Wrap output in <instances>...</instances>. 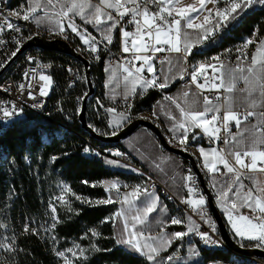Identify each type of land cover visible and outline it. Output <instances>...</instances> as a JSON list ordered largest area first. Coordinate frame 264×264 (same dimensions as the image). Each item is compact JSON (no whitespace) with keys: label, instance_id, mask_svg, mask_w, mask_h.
Wrapping results in <instances>:
<instances>
[{"label":"trees","instance_id":"1","mask_svg":"<svg viewBox=\"0 0 264 264\" xmlns=\"http://www.w3.org/2000/svg\"><path fill=\"white\" fill-rule=\"evenodd\" d=\"M262 19L264 0L242 13L235 22L228 23L221 35L216 32L202 41L204 45L199 50L197 44L193 45L190 59L194 62L213 54H217L219 59L235 56L237 47L252 35ZM79 24L89 28L87 23ZM33 28L32 33H41L44 37L42 31H34ZM214 36H217L216 41L210 42ZM63 38L89 60L93 91L86 100V122L98 133H111L102 110V105L107 104L102 94V65L106 51L101 50L97 56L99 58L94 59L87 49L78 47L80 42L77 38ZM115 44L114 30L112 43L108 45L112 49ZM40 50L50 53L45 49ZM85 90L84 76L66 90L62 75L53 72L46 113L12 122L0 131V243H8L7 238L15 239L14 251L0 248V264H60L57 252H62L70 239L78 237L89 227L96 228L98 232L94 240L95 248L74 260L73 264H148L130 246L116 243L111 220L116 202L97 203L107 195L100 180L123 173L108 167L103 158L111 153L110 149L115 158V151H122L113 147L117 141L96 139L80 126L77 111ZM132 95L130 105L123 106L129 119L142 114L150 116V105L161 94L148 87ZM109 104L117 105L116 101ZM90 145L104 148L103 156L99 158L90 153ZM85 149L88 151L85 152ZM53 157L56 159L53 160ZM59 186L67 189L66 198L54 202L55 212H51L47 203ZM242 210L246 215H251L249 210ZM25 225L29 226L30 231H24ZM31 229H35L36 233L33 234ZM188 237L200 247L201 257L196 264L209 261L231 263V250L207 249ZM241 243L246 246L253 240H242ZM171 249L172 245L163 253H169Z\"/></svg>","mask_w":264,"mask_h":264},{"label":"snow or ice","instance_id":"2","mask_svg":"<svg viewBox=\"0 0 264 264\" xmlns=\"http://www.w3.org/2000/svg\"><path fill=\"white\" fill-rule=\"evenodd\" d=\"M58 2V0H57ZM199 8L194 7L193 5H188L187 7H177L176 5L179 3V0H99L98 4H92L90 0H66V2L61 6V10L56 15L60 17L57 21V26L59 27L60 33H64L67 29H71L73 33L80 37V40L84 45L88 47V49L92 53H96L98 51V43L97 37L93 36L88 32L86 28L81 30L75 22L73 21V16H80L81 19L85 21V23H94L95 26L100 29V26L104 27L101 31L104 33L102 39L106 40L107 43H112V35L113 30L119 27V31L122 34L123 38V47L122 51L128 53L130 51L135 50V52L148 51L150 48L149 40L153 37V30H155V40L156 45L161 43L171 45V37L174 34L177 39L181 35L182 28L188 29H197L202 30L203 35L198 37V42H202L207 40L211 36L215 35L216 32L220 31L224 27L228 25L231 21L238 20L242 13H244L248 8L253 6L258 0H224L225 7L219 8L217 7L213 12L212 9H207L206 5L211 3L213 5H217L219 0H198ZM48 6H55L53 0H47ZM148 5H156L158 6V11H150ZM38 10H43L41 3L39 0H34V5L30 6L28 11L24 12L21 16L19 12H12L11 16H20L24 21H29L30 19H35L38 24L42 22V19L39 15H35ZM112 10V11H108ZM113 11L115 12V16L113 15ZM207 12V15L203 16L202 23H193L194 20L198 19L201 12ZM167 14L166 16L164 14ZM175 14V15H174ZM195 14V15H193ZM118 17V18H117ZM125 17H130L128 20L129 24L136 25V35L139 36L140 40L143 41V44L140 47H137L139 41L133 37V34L126 30L122 26V22ZM178 17V19H177ZM67 20V28L65 27L63 21ZM141 21L143 23H141ZM166 25L167 28L162 26ZM175 26V27H174ZM9 30L20 32V28L17 27L8 17L0 15V31H3L4 28ZM164 34L167 38L161 40V34ZM131 38V39H129ZM28 39H32V37H28ZM19 43V41H18ZM129 43L131 47H129ZM253 43L251 39L245 42V47L248 44ZM261 47H264V40L260 41ZM151 50L153 52H162V51H170L176 53H182L187 56L191 55V51L187 45L182 49L179 46V43L175 45H171L167 49L152 46ZM20 51L18 47L15 51L11 53V57L17 55ZM99 58V57H97ZM135 60L143 59L145 64H148L150 60L149 56L140 55L134 56ZM217 59V58H214ZM239 59V58H238ZM33 58H29V61L32 62ZM7 61H5L6 63ZM4 64L0 63V67H3ZM47 65H40L37 63V68H46ZM206 65L201 64L198 69L194 68L192 71V82L196 83L197 81V71H202ZM221 67L223 65L221 64ZM37 68L32 69V72L35 73ZM71 71V69H69ZM124 71L128 73V76H132V70L130 68L125 67ZM135 71L138 73L141 71V68H135ZM148 71H152L151 65L148 66ZM230 72L233 70H229ZM235 71H239L244 73L245 71L250 75H245L243 78L246 83H249L251 80H255V83L261 89V95L264 96V58H262L259 62L257 61L256 55L253 54L251 57V66L247 69L238 66ZM25 77H29L30 73L25 72ZM183 76H181V79ZM258 78V79H257ZM127 79V77H126ZM38 80L43 82L39 86V95L45 96L47 95V87L51 85L52 79L49 75L40 72L38 74ZM235 76H231L227 83L224 80H221V84L216 85L213 84L214 88H224L228 93H232L235 88L234 81ZM31 83L27 85V87H31ZM145 87H159L166 88L168 86L167 82L158 83L156 80L144 81ZM198 88H203L204 85L196 83ZM19 89H24L26 85L20 84ZM7 90V89H0ZM135 91V88L132 89ZM242 91H247V96L244 98L248 103L249 108H255L257 106L256 100L252 95V92L245 89ZM185 96L188 93L184 94ZM29 98L35 99L31 92L28 93ZM219 99V98H218ZM204 109L203 110H188L185 111L184 108L180 107L177 104V107L180 108V112L182 117H185L187 122L181 121L175 127L178 129H183V135L179 137L181 144H186L188 140V131L190 128H200L203 130L205 134H207L210 138L220 139L219 133L221 128L224 131H228V126L230 123H234L237 128L241 125V123L245 120H248L249 117H253L256 113L252 110H245L244 113H240L236 110V108L241 107L240 104L234 106L233 100L231 97H225L224 102L222 104L213 105L208 97H204ZM264 106V105H262ZM108 112H114L115 109H107ZM0 112H3L5 117H11L15 115L14 111L5 110L0 108ZM212 113L211 116L208 114ZM120 119H126L123 114H120ZM172 129H170L171 131ZM115 135V132L113 133ZM252 139L249 143L244 144L243 141H237V145L240 146L242 150H237L236 148H232L225 152L224 149H212V153L215 155L216 159L223 167L227 170V173H235L236 168L230 165L229 159L227 156H231L235 165H239L241 168L246 169L249 172L260 171L264 172V125H253L252 127ZM195 135H193L192 139H195ZM225 144H230V141L225 139ZM88 149H85L87 152ZM201 154H204V149H199ZM114 155H121V153L117 152ZM246 158L251 159V163H246ZM56 157H53L55 160ZM259 159V162H258ZM109 163H115L114 161H109ZM204 167L208 169L209 172L216 173L219 172L220 169L212 164L210 166L207 158L205 159ZM186 179L190 182V184H186L188 190V198H182V203H187L193 207V210L196 211L199 209L198 214L203 219L206 215L202 206L205 205L206 201L204 196L199 195L197 197V188L195 187V183L192 180L191 176L186 177ZM215 187V185H213ZM127 187V185H125ZM243 185L240 184V176L237 174L232 182H225V185L222 186L221 190L218 192V203H221L224 206L230 205L231 209L238 211V204L233 197H238L239 190ZM115 189L117 192L120 191V188L117 182H109L108 186L105 188V191H111ZM67 190V189H65ZM143 195H145L146 202L141 212L132 216V220L135 223L143 224L144 220L148 218L149 214L157 211V202L158 197L156 199H152L151 194H149L148 189H143ZM129 196L136 197L137 199L141 196V187L136 186L132 192L125 194L123 203H130ZM196 197V198H193ZM62 199V197H61ZM80 199V197H77ZM241 205L243 207H247L250 210L251 215L240 214L238 219L243 221V225L238 227L233 219V215L225 209V214L228 215L229 222L232 225V228L235 232V235L241 237L242 239L246 238L248 240H255L258 243L255 245L256 247L264 246V196L257 195L253 189H249L243 197L240 198ZM112 199L109 198L103 201H97V203H112ZM55 212V208L52 209ZM160 211H164V209H159ZM259 213V215H256ZM117 216L122 215L121 213H117ZM55 220V217H53ZM207 223H211L210 221H205ZM169 223L171 225H181L183 221L177 218H171ZM55 227V223L52 225ZM133 228H135V224H133ZM24 231H30L28 225H25ZM33 234L36 233L35 229H31ZM163 232V228L160 229ZM212 231H215V227L213 225ZM189 233H194L205 242V244H215L217 243L212 239V236L207 232H201L199 230V226L195 225L193 222V226L189 227L187 231L175 232L171 236L168 237H148L144 239L143 232L137 231H128V224L125 223L124 231L122 234V238L116 241L117 244H123L130 246L135 252L140 254L142 257L146 259L148 264H162V260L160 257L161 251H167V248L171 246L173 240H182L184 237L188 236ZM92 235H98L94 230H92ZM126 235L127 238H124ZM8 243H0V248H6L9 252L14 251L13 245L15 244L14 238H7ZM144 239V242L140 241ZM156 241L159 240V243H149L148 241ZM243 247V245H241ZM71 251V250H68ZM76 252H73V255H76ZM58 256L64 257L65 252H57ZM80 255H83V249L80 250ZM176 259L175 253L171 255H167L163 260L166 264H171V262ZM65 264H69L67 260H65Z\"/></svg>","mask_w":264,"mask_h":264},{"label":"crops","instance_id":"3","mask_svg":"<svg viewBox=\"0 0 264 264\" xmlns=\"http://www.w3.org/2000/svg\"><path fill=\"white\" fill-rule=\"evenodd\" d=\"M66 2V0H55L53 1V6H48L46 0H39L41 3L42 8L48 7L47 10H38L35 15H39L42 19V22L38 24L35 19H30L27 21V24L30 27H34V31H42L44 30L48 33L49 31H53V35H59V27L57 26V21L59 20V16L56 14L60 12L61 6ZM92 4H98L94 0H90ZM34 5V0H25L22 6H18L12 9V12H19L22 16L24 12L28 11L30 6ZM112 11V10H108ZM153 11V9L151 10ZM113 11V15H114ZM165 15V14H164ZM166 16V15H165ZM20 17V16H15ZM73 20L82 23H85L80 16H73ZM178 19V18H177ZM88 27L92 30V32L102 41V37L104 33L101 29L104 27L103 25L100 26L98 29L94 23H87ZM44 27V28H43ZM165 29L167 28L166 25H163ZM175 27V26H174ZM130 33L133 34L139 43L137 47H140L143 44V41L140 40L139 36L136 35V25L129 29H126ZM154 31V30H153ZM112 40L114 36V30L111 33ZM203 35L202 30L197 29H188L182 28L181 35L179 39L182 41L184 47L187 45L189 49L197 44L198 48L202 47L203 45L198 44V37ZM254 32L252 35L244 40V42L237 47L236 55L243 54L245 51L244 43L253 38ZM176 36L173 34L171 39L173 40ZM167 37L162 33L161 39H166ZM131 39V38H129ZM120 40L123 43L122 34L120 32ZM83 45V44H82ZM84 46V45H83ZM86 47V46H84ZM195 47V48H197ZM88 48V47H86ZM194 48V49H195ZM251 49V48H250ZM235 55V56H236ZM234 57V56H233ZM201 59L194 61V64H197V69L201 64L206 65L212 60H208V62H199ZM220 60V59H219ZM221 64L223 67H221ZM151 65L150 63L145 64L143 59L139 60V64L137 67L143 69H148V66ZM160 66V80L161 83L167 82L168 86L163 88L167 91V96H158L155 98L151 105L148 114H142V117H147L155 122L159 129L161 130L164 138L173 144L174 146H180L183 148L188 149L196 159L198 167L201 169L206 183L211 190L212 198L217 210L221 213V216L224 220L225 225H227V229L230 232L231 236L237 240L240 244L242 240H248L246 238L242 239L235 235V232L232 228L231 223L229 222L228 215L225 214V209L233 215V219L238 227L243 225V221L238 219L240 214L246 215V213L242 210H249L247 207L240 206L241 200L240 198L246 195L247 192H241L239 190L238 197H233L238 204V211L231 209L230 205L224 206L221 203H218V192L221 190L222 186L225 185V175L224 172L219 173H212L209 172L207 168L204 167L205 159L209 161L210 166L218 162L215 155L212 153V149H215L211 146L204 145L199 140V134L203 132L200 128H190L188 131V140L186 144H181L179 137L183 135V131L176 128L175 126L181 122H187L185 117H182L180 108L177 107V104L180 107L184 108L187 112L188 110H203L204 105V96L198 92L193 86L189 84H183L178 79V70L182 66V59L181 56L177 53H169L166 57L161 60L159 63ZM121 67V63L118 61H114L113 63L103 62L102 71V94L104 100L107 104L102 105V110L106 116V123L108 128L113 132L117 130L120 126H122L125 122L130 120L127 116V113L123 106L121 105H110L109 103H114L116 99L120 96L125 94H134L137 92H142L146 90L148 87L144 86V80L137 72H133L132 76H128V73H119V69ZM206 67L202 70L205 71ZM222 68V73H221ZM226 65L220 62V73L221 79L224 80L225 83L231 78V76H235V80L237 79V73H229L225 72ZM127 77V79H126ZM234 82V81H233ZM252 84L246 83L245 80L242 78L241 81H235V88L232 93H228L226 91L227 97H231L233 100L234 106L240 104L241 106L248 107V103L243 100L244 96L248 93L247 91L242 90H249L251 92L255 91V80H251ZM135 88V91L132 89ZM188 93L187 96L184 94ZM210 100V99H209ZM213 105L217 104L215 101L210 100ZM109 104V105H108ZM262 107V106H258ZM115 109L114 112H108L107 109ZM264 108V107H263ZM120 114H123L126 119H120ZM209 116L212 113L208 114ZM260 120V116L256 114L252 120H245L241 123L239 128L235 127L232 131V141L230 144L226 145L227 150L232 148L241 149L239 145H237V141H243L244 144H247L251 141L252 137V127ZM170 129H172L170 131ZM193 135H195V139H192ZM113 147L118 148L121 150L123 155L129 156L132 160V164L124 163L119 159L113 156V150L110 149L109 154H107L103 158L104 164L108 167L121 170L123 173L120 175H112L100 180V183L104 187V189L108 186L109 182H117L120 191L117 192L115 189L111 191H106L107 195L104 200L109 198L112 201L116 202V208L111 214V220L113 223V234L114 238L117 241L118 239L122 238V232L120 229L124 231L125 223L128 224V231H137L144 233V239L148 237H168L171 236L175 232L187 231V229L191 225L190 217L181 212V211H173V209L168 206L167 202L161 197L155 189H151L149 194H151L152 199H156L157 197V211L149 214L148 218L144 220L143 224L135 223L132 220V216L138 214L142 211L144 204L146 202V197L141 193L139 199L136 197L129 196L130 203H123V199L125 194L130 193L136 186H140L141 188L147 183V179L150 177L155 178L158 181L164 183L167 188L172 191L176 195L182 194V183L187 174V170L180 164L179 157L177 154L170 152L169 150L163 148L159 143L155 134L146 126L144 125H137L134 129H132L129 133L124 135L123 137L119 138ZM204 149V154H201L199 149ZM125 153V154H124ZM127 154V155H126ZM127 156V157H128ZM128 157V158H129ZM109 161H114L115 163H109ZM191 169V168H190ZM171 174V175H170ZM261 176L264 179V175L260 172H248L247 178L249 181V189H253L257 195L264 196V190L261 189ZM127 185V187H125ZM215 185V187L213 186ZM257 188L260 191L257 192ZM167 203V204H166ZM159 209H164V211H160ZM172 209V210H171ZM250 211V210H249ZM117 213H121L122 215L117 216ZM259 213H256V215ZM171 218H177L183 221L181 225H171L169 223ZM133 224H135V228H133ZM163 228V232L160 229ZM124 238H127L126 235ZM151 241V240H150ZM255 241V240H253ZM155 242V241H151ZM159 243V240H156ZM172 249L171 252L165 253V258L167 255H171L175 253L176 257H191V263L196 264L200 261L201 253L200 247L197 243L188 236L184 237L182 240H173L172 241ZM243 245V244H242ZM245 246V245H243ZM247 247V245H246ZM164 252V251H162ZM163 261V260H162ZM177 264H186V263H177ZM203 264H222L220 261H209ZM229 264V262L224 263Z\"/></svg>","mask_w":264,"mask_h":264},{"label":"built area","instance_id":"4","mask_svg":"<svg viewBox=\"0 0 264 264\" xmlns=\"http://www.w3.org/2000/svg\"><path fill=\"white\" fill-rule=\"evenodd\" d=\"M24 1L25 0H22L18 4V6H22ZM94 1L99 3V0H94ZM3 3H4V0H0V15L8 17L11 20V22H13L17 27L20 28V32L9 30L6 27L4 28L3 31H0V63L4 64L3 67H0V71L1 69H8V77L0 78V89H7V90H0V108L9 110V111H14L15 115L13 116H17L19 113H27V118L32 113H46L45 107L48 104V99H49V94H50L52 83L46 89L47 95L40 96L39 86L43 82H40L38 80V74L40 72H43L44 74L49 75L52 79V73L59 72L62 75L64 87L67 90L75 86V84L83 76L82 64L79 61V59H77L75 56L67 52L57 50V49H52V48L47 49V51H49L50 53H46L44 51L34 52L30 49V45H26L24 48L20 49V51L17 53L16 56L11 57V59H8L11 56V53L13 51H15L18 47L20 48L22 43L28 37L34 34L31 33V27L27 24V21H24L20 17L7 16L3 12ZM115 15L116 14L114 13V16ZM129 19L130 17H125L124 21L122 22V26L126 29H129L133 26V24L128 23ZM73 21L78 27L81 28V30L86 28L89 33L97 37L90 28L82 26L75 20ZM63 23L65 27L67 28L68 21L65 19ZM141 23L143 22L141 21ZM67 30H71V29H67ZM115 35H116V44L112 49L109 47L107 42H104L97 37V40L99 41L97 45L98 51L90 55H95V58H96L99 55L101 50L106 51L105 62L107 63H113L114 61L120 62L121 67L119 69V73H122V74L126 73L124 71L125 67L130 68L133 72H136L135 68H137L139 64V60H135L134 56L136 55H140L141 57L149 56L150 60L148 61V63L151 64L152 71L149 72L148 69H143L140 72H138L144 81L146 80L150 81L154 79L158 83H161L159 63L161 62V60H163L166 57L167 54L176 53V52H170V51L153 52L151 50L152 46L167 49L171 45H175L179 43V46L182 49L184 48V45L181 42V40H176L172 42L171 45L164 44V43L156 45V40L154 37V31H153V37L151 40H149L150 48L148 51L135 52V50H133L128 53H125L122 51L123 43L120 40L119 27L115 29ZM53 37H59V36H53V31L48 30V37L46 38H53ZM76 37L80 39L79 36L76 35ZM199 44H203V42ZM129 47H131L130 43H129ZM177 54H179L182 59V66L178 70L179 81L183 84H189L193 86L204 97H208L210 100L215 101L217 104L218 103L222 104L224 102V98L227 97L226 91L224 90V88L212 87L213 84H216V85L221 84V80H222L221 73H220V62H219V58L217 54H213L210 57L206 59H201L199 61V62H206L207 60H215V67L213 69H207L205 71H197L196 73L197 75L196 83L204 85L203 88H198L196 86V83L192 82L191 74L194 68L197 69V64H189V55L185 56L183 52L177 53ZM30 57L33 58L32 62L29 61ZM214 58H217V59H214ZM5 61L7 62L5 63ZM37 63H39L40 65H47L48 67L37 68ZM34 68H37V71L35 73L32 72V69ZM69 69H71V71H69ZM25 72H29L30 76L25 77L24 75ZM181 76H183L182 79H181ZM30 83L32 86L27 87V85H29ZM20 84H24L26 85V87L24 89H19L18 86ZM152 88L158 90L161 96H167V91L164 90L163 88H159V87H152ZM29 92L33 94L35 99L29 98L28 96ZM132 96H133L132 94H125L123 96L118 97L116 100L117 105L128 107L132 100ZM78 100L79 99L77 98V101ZM236 110L239 111L240 113H244L245 110L254 111L256 114L260 116V120L256 123V125L258 126L264 125V108H261V107L249 108V107L241 106L239 108H236ZM11 117H5L3 115V112H0V124L6 121H11ZM253 118L254 116L249 117L248 120H252ZM235 127L236 126L234 123H230L228 126V131H224V129L221 128V131L219 133L220 139H215L214 137L210 138L204 132H201V134H199L198 136H199L200 141L204 145L211 146L218 150L224 149L225 152L227 153L228 151L226 148L227 144L224 143V140L227 139L230 142L232 141V131L235 129ZM182 130L183 129H180V131ZM237 150H242V149H237ZM115 152L121 153L118 150H116ZM90 153H95L96 155H99L100 157H102L104 154V148L94 147L90 145ZM117 158L124 163L131 164V160L122 159V153L121 155H117ZM227 158L229 159L230 165L236 168L235 173H227V170L219 162L215 163V166L220 169L219 172H224L225 180L229 183L234 180L237 174H239L240 184L243 185V187L240 188V190L241 192H247L250 186L248 178H247V173L249 171H247L244 168H241L239 165H235V161L231 156H227ZM179 161H180V164L187 170V174L185 175V178L182 183V190H183L182 194L180 195L174 194L162 182L156 180L153 177H150L147 179V186H143V189L146 188L148 189V191H150L151 189H155L161 197H162V194H169L171 198L175 201V203H178L181 206L182 210H184L186 214L190 217L191 219L190 227L193 226V222H194L195 225L199 226V230L201 232L209 233L212 236V239L214 241H216L217 243H225L219 234L217 225L215 223L214 218L211 215V212L209 210L207 203H205V205L202 206L203 210L206 213L205 217L202 219L201 216L198 214L199 209L194 211L192 206H190L187 203L181 202L182 198L184 199L188 198V190H187V187H185L186 184H190V182L186 179V177L188 176H191L192 180L195 183V187L197 188V197L199 195L204 196V194L198 184L196 174L190 169V166L188 165V163L181 157H179ZM245 162L251 163V159L246 158ZM258 162H259V159H258ZM260 173L264 175V172H260ZM54 192L55 193L51 196L50 201L47 203V208L51 212L53 211L52 209L54 208V202L62 201L66 198V193H65L63 186H59ZM141 193H143V190L141 191ZM193 198H196V197H193ZM205 221H210L211 223H207ZM213 225L215 227L214 232L212 231ZM188 236L192 237L196 241H203L200 238V236L194 233H189ZM257 243L258 241H253V243H250L247 246H255ZM256 264H264V257L256 256Z\"/></svg>","mask_w":264,"mask_h":264},{"label":"water","instance_id":"5","mask_svg":"<svg viewBox=\"0 0 264 264\" xmlns=\"http://www.w3.org/2000/svg\"><path fill=\"white\" fill-rule=\"evenodd\" d=\"M32 39H26L20 49L24 48L26 45H37L41 48L45 49H57L64 52H67L73 56H75L82 64V71L84 76V82L86 86V90L84 94L82 95L80 99V105L79 109L77 111V120L80 123V126L87 130L90 135H92L94 138L106 141V142H116L119 138L123 137L127 133H129L132 129H134L137 125H144L148 127L157 137L159 143L161 146L170 152H173L180 156L181 158L185 159L188 165L190 166L191 170L196 174L198 184L204 194L205 201L209 207V210L211 212L212 217L215 220V223L217 225L219 234L225 244L233 249L234 251H237L239 253L244 254H253L256 256L264 257V247H256V246H243L240 244L237 240H235L231 234L229 233L224 220L221 216V213L217 210L213 198L211 190L209 189L206 180L204 178V175L201 171V169L198 167V164L196 162V159L192 156L190 151L186 148L180 147V146H174L170 142H168L157 124L149 118L142 117V116H136L127 122H125L122 126H120L117 130L108 133V134H101L96 132L87 122L85 119V105L87 97L92 93L93 91V85L89 77V60L87 57H85L83 54H81L78 50H76L74 47H72L65 39L61 37H53V38H46L40 35H32ZM115 132V135L113 133Z\"/></svg>","mask_w":264,"mask_h":264},{"label":"rangeland","instance_id":"6","mask_svg":"<svg viewBox=\"0 0 264 264\" xmlns=\"http://www.w3.org/2000/svg\"><path fill=\"white\" fill-rule=\"evenodd\" d=\"M261 1L262 0H258V2L255 3L251 7L258 6L261 3ZM188 5H193L194 7L199 8L198 0H179V3L176 6L177 7H187ZM148 7H149L150 10L153 9V11H158V6H156V5H148ZM217 7L224 8L225 7L224 0H219V3L217 5H213L211 3L206 5V8L207 9H212L213 12L215 11V9ZM250 8H248V9H250ZM42 9L43 10H47V11L49 10L48 7H43ZM165 15H167V14L165 13ZM193 15H195V14H193ZM204 15H207L206 11L201 12L199 18L194 20L193 23H202ZM231 22H235V21H231ZM223 32H224V28L221 29L220 31H218L217 34L221 35ZM154 37H155V30H154ZM216 39H217V36H214V37L211 38L210 42H215ZM161 40H164V39H161ZM176 40H178L177 37H175L173 40L171 39V43L176 41ZM261 40H264V19H262L257 24V26H256V28L254 30V36L252 38L253 43L248 44L247 47L244 46L245 47V50H244L245 52L243 54H239V55H236V56L231 57V58H229V57L220 58L219 62H222V63H224L226 65L225 72L227 74H229V73H233V74L237 73L238 74L237 75V79L234 80V82L235 81H241L242 78L245 75H250L246 71L244 73H241L239 71H235V69H237L238 66L243 67L245 69H247L249 66H251V57L253 56V54L256 55V58H257L258 62L262 58H264V47H261V44H260ZM79 42L81 44H83L81 40H79ZM243 45H245V43ZM84 46H86V45H84ZM213 61H215V60H213ZM229 70H233V71L230 72ZM221 73H222V68H221ZM249 84H252V82H249ZM252 95H253V97L256 100V104H257L256 107L264 105V96L261 95V89L259 88V86L256 83H255V91L252 92ZM246 96H244V98ZM244 98H243V100H245ZM263 107L264 106H262L261 108H263ZM260 186L262 187L261 189L264 190V179H263L262 176H261V184H260ZM258 191H260L259 188H257V192ZM257 215H259V214H257ZM92 230H94L98 234L96 228L89 227L81 235H79L78 237L69 240L68 244L65 245L64 248H63L62 252H65V256L64 257L60 256V259H59L60 264H65V260H67L69 262V264H73L74 260L79 259V257H84L89 251H91V250H93L95 248V241L94 240H95L97 235H95V236L92 235ZM120 231L123 233V229H120ZM140 242L143 243L144 239H142ZM148 242L149 243H157L156 241L155 242H151L150 240ZM124 246H128V245H124ZM81 249H83V255H80V250ZM68 250H71V251H68ZM73 252H76L77 254L73 255ZM164 254L165 253H163L161 251V254H160L161 260H163ZM177 263L193 264V263H191V257H189V256L176 257V259H174L171 262V264H177ZM162 264H166V262L163 260Z\"/></svg>","mask_w":264,"mask_h":264},{"label":"bare ground","instance_id":"7","mask_svg":"<svg viewBox=\"0 0 264 264\" xmlns=\"http://www.w3.org/2000/svg\"><path fill=\"white\" fill-rule=\"evenodd\" d=\"M21 1L22 0H4L3 12L9 17H15V16H11L10 14L12 13V9L16 8ZM31 33H32V30H31ZM32 34H34V35L37 34V35L42 36L41 33L39 34V33H34L33 32ZM43 34H45L44 37H48V33L45 30H44ZM53 36H55V35H53ZM58 36L59 37L62 36L61 38H63V36L64 37L66 36L68 38L69 37L75 38V39L77 38L76 35L71 30H66L64 33H59ZM63 39H65V38H63ZM77 39L80 40L79 38H77ZM200 45H204V43L200 44ZM78 47L79 48H83V49H87L89 51V53L93 54L88 48L84 47L81 43L79 44ZM202 47H200V48H202ZM200 48H198L197 50H199ZM30 49L32 51H34V52H41L40 49H45V48H41V47H39L37 45H30ZM45 50H47V49H45ZM91 56H92V58L95 59V55H91ZM207 62H208V60H207ZM189 64H194V62L190 59V56H189ZM214 67H215V61L212 60L209 63H207V67H206L205 70L213 69ZM7 77H8V69H1L0 78H7ZM41 114H44V113H32L31 115H29L28 118H30L33 115H41ZM26 117H27V113H19L17 116H12L11 117V121H6V122L0 124V131H2L6 126L11 124L12 122L21 120V119L26 118ZM92 154H95V153H92ZM97 156H99V155H97ZM99 158H101V157L99 156ZM122 159L123 160H131L130 158H128L127 156H125L123 154H122ZM144 186H147V183ZM142 190H143V187L141 188V191ZM162 196L165 199V201L169 205L172 206V208L174 210L181 211V212L186 214V212L184 210H182L181 206L178 203H175V201L171 198V196L169 194H162ZM197 242L201 246H203L204 248H207V249L219 248V249H222V250H231V252H232V260H231V263H229V264H239V263H242L243 261H245L246 264H256V255H253V254H241V253H239L237 251H234L230 247H228L225 243H215V244L209 243V244H205L204 241H197Z\"/></svg>","mask_w":264,"mask_h":264}]
</instances>
